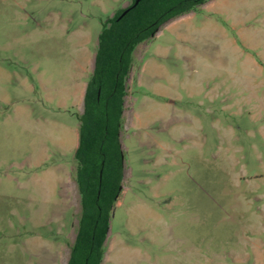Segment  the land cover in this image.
Returning a JSON list of instances; mask_svg holds the SVG:
<instances>
[{"label":"rangeland","instance_id":"374dc122","mask_svg":"<svg viewBox=\"0 0 264 264\" xmlns=\"http://www.w3.org/2000/svg\"><path fill=\"white\" fill-rule=\"evenodd\" d=\"M131 0H0V264H67L77 114ZM138 45L102 264H264V0H210Z\"/></svg>","mask_w":264,"mask_h":264},{"label":"trees","instance_id":"16d2710c","mask_svg":"<svg viewBox=\"0 0 264 264\" xmlns=\"http://www.w3.org/2000/svg\"><path fill=\"white\" fill-rule=\"evenodd\" d=\"M207 1L140 0L134 5L131 0L102 23L83 111L76 116L73 178L80 196V217L67 264H102L105 255L110 214L123 179L119 133L136 47L150 41L165 23L199 11Z\"/></svg>","mask_w":264,"mask_h":264},{"label":"crops","instance_id":"0c3cea01","mask_svg":"<svg viewBox=\"0 0 264 264\" xmlns=\"http://www.w3.org/2000/svg\"><path fill=\"white\" fill-rule=\"evenodd\" d=\"M194 13V12H193ZM94 56H95V54H94ZM93 66H94V59H93V65H92V67H91V73H92V70H93ZM90 73V74H91ZM90 76V75H89ZM86 83H87V81H86ZM86 83L84 84V89H83V93H82V98L84 97V92H85V88H86ZM82 111H83V107H82ZM82 111H81V113H82ZM81 113H79V114H81Z\"/></svg>","mask_w":264,"mask_h":264},{"label":"water","instance_id":"95a60500","mask_svg":"<svg viewBox=\"0 0 264 264\" xmlns=\"http://www.w3.org/2000/svg\"><path fill=\"white\" fill-rule=\"evenodd\" d=\"M139 1H140V0H135L134 5L138 4ZM124 13H125V12H124ZM124 13H123L122 15H124ZM121 160H122V163H123V161H124V156H123V153H122V152H121ZM119 190H121V187L119 188ZM107 233H108V231H107Z\"/></svg>","mask_w":264,"mask_h":264}]
</instances>
